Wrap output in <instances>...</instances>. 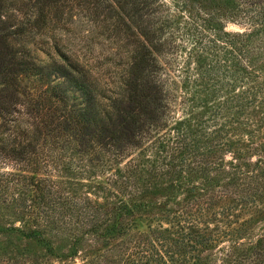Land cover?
<instances>
[{"label":"trees","instance_id":"trees-1","mask_svg":"<svg viewBox=\"0 0 264 264\" xmlns=\"http://www.w3.org/2000/svg\"><path fill=\"white\" fill-rule=\"evenodd\" d=\"M207 1L236 5L228 16L244 29L224 31L232 62L226 83L242 85L214 106L220 112L196 135L185 128V117L171 115L177 105L187 111L189 95L179 93V85L196 80L186 70L174 78L168 67L175 59H160L179 50L182 28L186 37L201 39V51L217 46L216 33L210 38L196 27L205 30L209 17L186 11L179 24L186 0H172L173 10L164 0H0V161L23 162L34 173L0 170V207L13 206L34 223L26 237L43 242L47 233L72 244L87 239L115 252L84 264H264V228L237 241V228L222 227L230 225L232 209L251 210L264 197V149L244 161L241 133L226 137L232 109V116L264 111V76L258 79L264 71V0ZM10 5L27 10L15 14L7 11ZM31 7L36 13H29ZM73 8L84 9L92 24L81 36V55L49 43ZM36 49L49 64H39ZM195 55L189 49L187 69L199 81H213L202 62H190ZM53 72L60 81L50 78ZM71 88L80 91L83 106ZM146 139L156 158L142 154ZM225 147L233 154L227 164L200 159ZM135 148L134 157L128 151ZM93 166L108 173L93 185L95 193L80 191L74 176ZM46 167L55 178L39 174ZM20 177L21 195L14 183ZM225 237L228 245L212 251Z\"/></svg>","mask_w":264,"mask_h":264},{"label":"rangeland","instance_id":"rangeland-1","mask_svg":"<svg viewBox=\"0 0 264 264\" xmlns=\"http://www.w3.org/2000/svg\"><path fill=\"white\" fill-rule=\"evenodd\" d=\"M168 3L171 10L174 9L171 2L172 0H164ZM187 1V8H182V14L178 12V14L182 15L179 18V24L183 25L184 17L186 11H190L196 17L206 16L210 18L209 25L206 26L205 30L200 26L197 25L196 27L198 30H202V33L211 35L212 33H216L219 38L217 42V46L213 49H207L208 52L201 51L199 44L201 39L186 37L183 33L184 28L181 29V35H178L177 43L180 45L179 50L175 53H164L160 55V59L163 61H170L172 58L175 59L174 64L168 67L171 70V75L174 76L176 79H182V76L185 75L183 73L184 70L187 71V74L190 75L191 79L196 80L195 83H190L186 85L185 88L183 85L180 84L182 89H179V93H183L182 95H189V101L187 103V111L183 112V108L175 107L174 111L171 113L173 120L179 117H185L187 121L185 122V128L187 127L196 133V135L203 133V129H206L207 126H210L212 123V118L216 117V113L220 112L217 109L215 110L214 106L221 103V99L224 96H227L229 91L235 90L240 88L241 83L231 87L227 85L226 79L228 78L227 75L231 73V56L227 53V45L225 44V36L224 31L227 32H235V31H242L244 26L239 24L237 21L232 20L228 16V11L233 10L237 11L236 5L234 4H227L225 1H207V0H186ZM27 9L22 6H12L8 7L7 11H12L15 14H22L23 11ZM37 9L36 7H31L29 13L35 12ZM76 11H79L77 8H73L68 13H73L71 19L69 18L68 22L61 30H56L54 38L49 40L50 45L57 43V46H61L62 51L68 53L69 50H76L80 55L84 50L82 47V38L81 36L87 35L88 29L92 24L88 20V16L84 9L79 11V14H76ZM174 11H169L168 13H174ZM164 14V13H163ZM158 15V14H157ZM202 15V16H201ZM195 17L196 24H199L201 20H198ZM194 18V17H193ZM187 19V18H185ZM181 25V26H182ZM194 22L191 24V27H194ZM209 27V28H207ZM211 27V28H210ZM70 29H75L72 31ZM79 33V36L77 35ZM193 39V40H192ZM57 41V42H56ZM94 54H98V50L100 49V44L94 45ZM195 48L197 51V55L193 56L190 62L193 64L194 60H198L202 63L201 69L206 71L211 75L213 81L211 80H204L199 81L196 79V76H192L195 72L192 70H188L187 56L189 49ZM53 51V49H50ZM84 52V51H83ZM36 56L39 64H49L48 56L43 53L42 51L36 49ZM54 53V52H53ZM54 56L57 60H59L56 53ZM81 56H79L80 58ZM263 62V61H262ZM191 64V65H192ZM259 78L261 79L264 76V71L259 72ZM50 78L52 80H59L60 77L56 72L50 74ZM71 93L75 96L76 102L79 105L83 106L85 104L84 97L80 93L79 90L75 88H71ZM226 100V98H225ZM219 101V102H218ZM224 101V100H223ZM203 105H207L202 109ZM201 111H203L201 113ZM233 112V109L231 110ZM228 114L227 121H228V128H226L228 136L231 135H238L241 133L244 142L241 147L242 151V159L244 161L255 160L260 153L264 149V111L261 110L260 112L256 111H243L242 113H238L235 116ZM221 113L226 115L225 108H222ZM230 120V121H229ZM221 121V120H220ZM170 122L169 125H171ZM195 123H199L196 125ZM188 125V126H187ZM236 128V129H234ZM229 130V131H228ZM241 130V131H239ZM160 132V131H159ZM153 145L149 142V139L143 141L142 148L144 149L142 154L149 155V158H156L155 156L152 157L151 154L154 153V149L152 148ZM261 148V149H260ZM228 148H222L216 151V153L209 154L208 152L204 157H201L202 161L205 163H209L211 161L219 162L222 164H227L229 161L232 160L233 154L227 150ZM139 148L131 149L130 152L132 156L139 152ZM158 151V150H156ZM151 153V154H150ZM128 154L125 155L121 159V164L124 163L127 159H129ZM151 155V156H150ZM145 157V156H144ZM194 157V155H193ZM198 159L197 156L194 157ZM193 158V160H194ZM51 168H43L40 170V175L42 177L46 176L47 178L55 176L51 174ZM92 172L88 173L87 175H75L74 178L77 179L75 181L79 182L78 189L80 191H90V193H95L93 185L96 184L106 173L107 171H102L100 167H92ZM0 170L2 171H11L15 173H22L25 175L34 174L33 168H28L25 166V163L18 162L17 164L12 163L10 160L0 161ZM54 173V172H53ZM23 178H19L14 183H17L15 191L18 194H22V183L21 181ZM197 178H194L193 181H196ZM74 181V180H73ZM198 181H201L200 179ZM87 185L88 187H85ZM92 185V186H91ZM93 187V188H92ZM92 188V189H91ZM159 199V198H158ZM222 206V204H219ZM233 216L226 215L227 219L231 221H227L230 225L226 226L223 224L222 227L226 228H237L238 234L234 235V240L237 241H245L246 238L250 235H256L257 233H261L264 228V197L260 198V200H255L252 204L251 210H240L239 207H236L231 210ZM236 221V222H234ZM243 221L242 225H238V222ZM237 226V227H236ZM11 227L17 228V230H13ZM35 227L34 223L28 218L23 217L20 218L14 212L13 206L7 207H0V264H13L15 261H31L33 263H41V264H84V261L88 262L92 261H99V254H104L101 260L111 259L114 256V251L112 250H105L101 246L98 249V246L91 244L87 239H84L76 244H72L68 238L64 239H55L50 234L44 233V237L47 241H37L36 239L26 237L24 233H27L29 229H33ZM236 237V238H235ZM112 243L108 244V247L111 246ZM227 246L228 240L227 237L222 238L218 241L213 248H215L214 252H216V248L219 246ZM50 249V250H49ZM111 264V263H109Z\"/></svg>","mask_w":264,"mask_h":264}]
</instances>
